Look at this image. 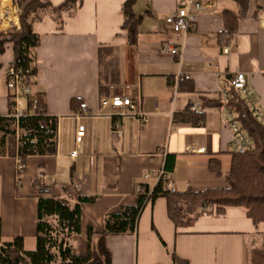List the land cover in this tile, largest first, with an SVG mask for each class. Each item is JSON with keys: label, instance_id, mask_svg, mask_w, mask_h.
Segmentation results:
<instances>
[{"label": "crops", "instance_id": "crops-1", "mask_svg": "<svg viewBox=\"0 0 264 264\" xmlns=\"http://www.w3.org/2000/svg\"><path fill=\"white\" fill-rule=\"evenodd\" d=\"M33 1L53 7L66 2ZM179 1L136 4L141 18L136 45L129 44L122 28L126 0H82L77 9L63 13L62 28L50 8L32 15L33 31L40 38L32 88L35 95H43L47 114L58 118V150L54 156L28 158L20 177L17 159L0 158L3 242L22 238L26 251L36 249L38 182L56 198L94 199L82 204L81 233L71 241L78 256L88 253L89 231L103 233L105 217L135 207L136 186L154 189L162 172L175 192L228 187L231 120L225 107L204 104L222 100V89L234 75L244 73L264 110V0H250L230 41L220 37L225 31L223 13L237 11V5L214 0L215 7L201 14L186 38L181 63L163 51L177 45L165 20ZM16 2L0 0V35L20 30ZM13 59L12 45H6L0 57V117L10 113L6 70ZM181 76L190 79L179 81ZM113 97L130 98L136 109L104 106ZM196 99L201 103L199 116L189 110ZM28 100L19 99L18 108L26 110ZM82 104L88 112L78 119ZM80 125L85 132L78 144ZM76 151L78 156L72 158ZM211 161L218 163L220 174L211 170ZM262 234L263 227L242 208H213L191 227L176 228L167 200L160 197L145 206L134 235L109 236L106 242L112 264H174L169 251L189 264H250L251 252L263 246Z\"/></svg>", "mask_w": 264, "mask_h": 264}, {"label": "trees", "instance_id": "trees-1", "mask_svg": "<svg viewBox=\"0 0 264 264\" xmlns=\"http://www.w3.org/2000/svg\"><path fill=\"white\" fill-rule=\"evenodd\" d=\"M237 11H225V31L221 40L230 41L237 33L239 23L246 17L250 0H233ZM82 0H66L59 7L33 0H17L20 10V30H12L0 35V57L5 53L6 45H12L17 69L27 75L33 86L37 75L34 51L40 45L39 36L33 31L31 17L40 9L50 8L53 19L59 28L63 27V13L77 9ZM137 0H126L122 12L123 30L128 34L130 45L138 41L141 18L135 13ZM44 106V97L36 94ZM11 97L10 113L0 117V158L17 159L26 163L30 157L54 156L58 150V118L44 114H27L20 118L14 116L15 102ZM205 106L226 107L234 115L243 134L251 141L253 150L232 152V165L227 175V188L210 189L203 192L188 190L172 193L168 181L160 179L154 189L146 185H137L141 192L135 193L137 204L130 209H122L117 214L105 217V227L101 234L92 230L88 233V253L78 256L74 253L71 241L81 233V206L92 203L94 199L80 197L74 202L64 198L53 197L48 186L37 183L38 226L37 246L33 251H26L22 238L3 242L0 218V264H112L111 253L107 247L109 236L134 235L137 232L139 217L148 203L162 197L167 200V212L176 228L191 227L196 220L206 214V207L242 208L248 218L258 227H263V246L251 252L250 264H264V123L259 120L247 105L243 96L230 89L226 105L223 100L215 103L206 102ZM45 107V106H44ZM193 114V113H192ZM199 116V115H195ZM199 119L194 124L199 123ZM211 170L220 174L215 161L210 162ZM151 201H148V194ZM169 254L174 264H189L175 253Z\"/></svg>", "mask_w": 264, "mask_h": 264}, {"label": "built area", "instance_id": "built-area-1", "mask_svg": "<svg viewBox=\"0 0 264 264\" xmlns=\"http://www.w3.org/2000/svg\"><path fill=\"white\" fill-rule=\"evenodd\" d=\"M215 7L214 0H180L177 9L169 15L165 22L166 25L170 28L171 32L175 35L177 45L176 46H166L164 47V52H169L172 55L179 58V63H181L186 38L195 30L199 23L200 16L203 12L209 9H213ZM228 53V50H225ZM189 76H181L179 81L189 80ZM6 84L7 89L12 93V98L14 99V116L16 118H20L22 116L29 114H44L45 107L40 104L38 97L33 93V88L27 79V75L16 68L14 63H11L6 70ZM230 89H234L238 91L243 98L245 99L247 105L252 109L254 115L264 123V110L261 108L259 99L254 95L251 87L248 84L247 77L244 73H237L231 79L229 87L222 89V100L226 105L229 91ZM21 98H29L27 101L26 110H22L18 108V100ZM104 106L111 107L114 111H122L125 109H129L130 111H134L136 109V105L130 98H121V97H113L111 100L105 101ZM225 107V106H224ZM81 113L77 114V118L80 119L81 116L88 112V107L86 104H82L80 106ZM189 110L194 115H199L201 113V103L199 100H194L191 102ZM225 111L227 115H229L231 122L229 123L231 132L233 134V142L231 145V152H246L253 150V145L251 141L247 139V137L243 134L240 129V126L233 121L234 115L233 113L225 107ZM123 113V112H122ZM143 122L148 121V117H142ZM115 129L118 131V125L115 126ZM85 128L80 125L78 128L76 141L78 144L82 143V138L84 136ZM198 152H204V150H200ZM78 156V152H73L71 157L75 158ZM18 167L17 174L20 177L25 171V163H23L19 158H17ZM160 179H164L168 181V189L170 192L175 193V190L172 184L169 182V178L166 173L162 172L160 175ZM137 192H141V188H136ZM150 191L148 194V201H151ZM206 210L212 211V207H206Z\"/></svg>", "mask_w": 264, "mask_h": 264}, {"label": "rangeland", "instance_id": "rangeland-1", "mask_svg": "<svg viewBox=\"0 0 264 264\" xmlns=\"http://www.w3.org/2000/svg\"><path fill=\"white\" fill-rule=\"evenodd\" d=\"M145 0H137V5H143ZM34 250V249H33Z\"/></svg>", "mask_w": 264, "mask_h": 264}]
</instances>
